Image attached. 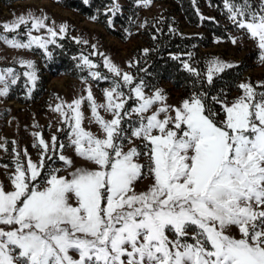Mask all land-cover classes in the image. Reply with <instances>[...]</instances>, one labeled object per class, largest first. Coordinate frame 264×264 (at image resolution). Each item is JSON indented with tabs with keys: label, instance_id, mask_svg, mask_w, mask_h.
<instances>
[{
	"label": "snow or ice",
	"instance_id": "1",
	"mask_svg": "<svg viewBox=\"0 0 264 264\" xmlns=\"http://www.w3.org/2000/svg\"><path fill=\"white\" fill-rule=\"evenodd\" d=\"M224 2L229 19L256 41L264 62V8L253 11L248 0ZM118 10L114 0L108 11ZM47 19L21 15L2 27L19 35L23 26L27 41L0 39L13 48L47 51L67 31L66 24L57 31ZM41 29L48 38L32 35ZM80 59L89 69L98 67L87 56ZM21 64L35 86L34 63ZM104 66L120 79L105 90L103 104L88 89L100 135L83 127V98L54 109L70 128L75 155L92 167L76 166L60 143L66 167L46 172L57 137L48 143L35 133L43 149L38 161L26 149L25 161L17 153L12 190L0 184V264H264V81L240 83L241 95L231 101L197 91L170 105L162 90L145 95L143 81L107 58ZM183 66L200 75L191 64ZM234 66L210 61L207 83ZM91 76L108 79L99 71ZM18 79L12 68L0 70V97ZM133 98L136 106L126 107ZM144 179L152 182L138 191Z\"/></svg>",
	"mask_w": 264,
	"mask_h": 264
},
{
	"label": "rangeland",
	"instance_id": "2",
	"mask_svg": "<svg viewBox=\"0 0 264 264\" xmlns=\"http://www.w3.org/2000/svg\"><path fill=\"white\" fill-rule=\"evenodd\" d=\"M193 1L195 2L194 8L199 15H214L217 21L227 24L225 37L210 35L204 29L190 24L180 11L179 3L176 0H151L148 6L144 5L143 0H115L119 6L118 11L124 12V22L123 24H116L111 20V26L119 30L123 37L112 34L105 25L87 18L73 9L56 4L53 0H10L6 3L0 0V36H7L9 39L15 36L16 39L26 42L27 35L23 26L18 30L20 34L17 35L14 32H5L2 25L11 23L21 15L47 16L46 22L57 31L60 25L66 24V33L59 36L66 35L81 48L74 65L76 74L66 71L51 74L46 69L44 62L52 50L51 43L48 44L47 51H45L36 45L30 49L13 48L3 39H0V70L12 68L19 77L18 82L10 87L8 96L0 97V146H2L0 147V184L4 185L6 191H11L13 187L10 178L15 170L17 153L20 154L22 161L26 160L24 157L25 149L33 162L39 159L43 149L39 146V138L35 133H40L48 143L51 142L53 135L57 137L56 153H50L51 160L45 158L46 172L55 168L64 169L66 167L64 162L59 160L60 143L65 145L62 154L73 159L76 166L92 167L91 164L75 155L68 138L70 128L64 123V117L61 113L54 110L55 106L83 98L81 105L84 117L83 127L100 135L99 126L92 122L91 106L87 100L88 89H91L95 102L103 104L106 103L105 90L110 89L113 82L120 79L104 66L105 58L115 64L122 72L133 75L132 68L137 64L147 46L145 38L150 35V30L165 21L169 22L170 28L181 33L195 34L199 40L208 39V44L205 46L198 41V43L195 42L185 52V57L182 59L183 64L187 62L194 68L198 64H202L206 74L208 63L214 59L233 64L243 61L245 67L234 86L226 94L223 93L221 97L231 101L241 95V90L238 87L240 83L248 81L255 84L264 81V62L260 60L261 50L256 41L251 39L243 30L238 29L229 19L225 3L222 8H219L210 5L207 0ZM122 5L125 8L122 9L120 7ZM32 35L48 38L44 29L33 31ZM231 38L237 40L235 45L232 44ZM101 53L103 55H100ZM81 56H87L98 67L89 69L84 66L80 59ZM21 61L34 63L37 73L35 86L23 75L29 69L23 66ZM92 71H99L102 77H108V79H94L91 76ZM156 90L164 92L167 103L170 105H179L183 99L192 94L182 87H174L168 81L160 80L156 86L145 88V95H152ZM123 91L130 94L128 87H123ZM136 103L133 98L128 101L126 107H134ZM99 111L105 119L110 120L112 118L103 109ZM132 124H135V117L128 126ZM61 174L65 175L66 173L62 171ZM151 182V179H144L137 185V190H146ZM232 233L239 235L236 228L232 229Z\"/></svg>",
	"mask_w": 264,
	"mask_h": 264
},
{
	"label": "trees",
	"instance_id": "3",
	"mask_svg": "<svg viewBox=\"0 0 264 264\" xmlns=\"http://www.w3.org/2000/svg\"><path fill=\"white\" fill-rule=\"evenodd\" d=\"M6 3L10 0H1ZM180 11L185 15L190 24L204 29L210 35L225 37L227 35V24H222L215 19L214 15H199L194 8L193 0H176ZM54 3L63 7L73 9L75 12L92 20L99 22L114 35L123 37L119 30L115 29L109 21L123 24L124 12L108 11L113 7V0H53ZM215 7L222 8L224 0H207ZM237 3L240 0H236ZM253 11L264 8V0H248ZM122 9L124 5L120 6ZM150 35L145 38L147 52H142L137 64L132 68L134 78L137 82L143 81L145 88L156 86L160 80H166L174 87H182L188 92H207L209 96L221 97L233 86L245 65L243 61L234 63V67L214 77V82L209 85L205 78V68L198 64L195 68L199 76L188 72L182 63V59L195 42L205 46L208 39L199 40L195 34H186L169 27V22L158 24L150 30ZM56 43L51 44L50 56L44 59L46 69L51 74L58 71H66L76 74L75 62L81 52L80 46L66 35L55 38ZM197 42V43H198ZM218 107V106H217Z\"/></svg>",
	"mask_w": 264,
	"mask_h": 264
}]
</instances>
